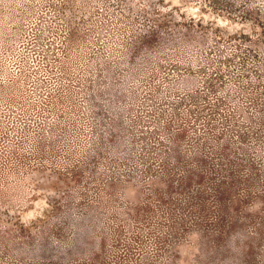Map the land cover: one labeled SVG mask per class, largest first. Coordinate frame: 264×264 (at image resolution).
Here are the masks:
<instances>
[{
    "label": "rangeland",
    "instance_id": "374dc122",
    "mask_svg": "<svg viewBox=\"0 0 264 264\" xmlns=\"http://www.w3.org/2000/svg\"><path fill=\"white\" fill-rule=\"evenodd\" d=\"M0 264H264V0H0Z\"/></svg>",
    "mask_w": 264,
    "mask_h": 264
}]
</instances>
